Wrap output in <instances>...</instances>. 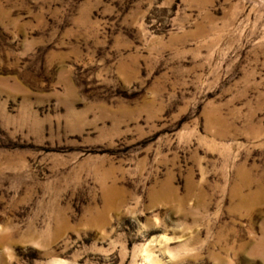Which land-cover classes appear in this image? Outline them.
I'll return each instance as SVG.
<instances>
[{
  "label": "rangeland",
  "instance_id": "1",
  "mask_svg": "<svg viewBox=\"0 0 264 264\" xmlns=\"http://www.w3.org/2000/svg\"><path fill=\"white\" fill-rule=\"evenodd\" d=\"M0 264H264V0H0Z\"/></svg>",
  "mask_w": 264,
  "mask_h": 264
}]
</instances>
